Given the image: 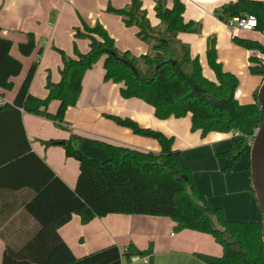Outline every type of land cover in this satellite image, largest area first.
<instances>
[{
  "label": "trees",
  "instance_id": "1",
  "mask_svg": "<svg viewBox=\"0 0 264 264\" xmlns=\"http://www.w3.org/2000/svg\"><path fill=\"white\" fill-rule=\"evenodd\" d=\"M154 1L160 19L156 27L141 8V0H129L122 8L106 7L119 15L126 26L137 27V37L148 44L144 54L136 56L127 50L120 51L102 24L83 23V30L78 28L75 35L89 38V48L84 53L76 51L75 57L62 54L60 81L47 83L46 97L38 98L29 92L35 72L33 63L12 103L4 104L0 114L16 112L20 124L22 109L61 126L66 109L77 101L84 72L105 55L104 79L121 82L122 97L139 98L152 105L154 115L160 119L189 114L191 129L202 135L229 133V148L217 153L226 160L224 172L231 171L243 154L249 158L251 141L263 115L256 101L259 86L252 93V101L240 103L235 98L239 79L218 61L214 37L207 39L206 59L215 79L205 77L198 58L190 56L189 45L177 38L178 32L198 33L199 24L184 21L181 0H172L171 6L165 0ZM247 13L256 15V30L263 31L264 0L230 1L218 10L223 21ZM232 39L244 48L259 51V57L249 55V71L263 78L264 40L237 35ZM11 45L10 40L0 38V88L5 90L12 88V77L22 69L21 62L10 54ZM34 46L30 37L27 43L19 44V50L29 55ZM52 100H58L59 104L54 113H49L47 105ZM108 117L135 134L157 140L160 150L154 153L94 140L108 155L107 159L98 160L86 156L70 139L43 141L46 146L62 144L65 155L77 161L78 175L74 188L70 189L30 149L24 133L23 149L5 156L0 163V190L25 189L27 194L25 202L0 203V237L5 243L1 264H43L63 242L59 227L74 214L87 223L109 213L167 216L176 222L178 230L188 228L211 234L223 253L219 257L200 255L206 264H264L261 221L229 220L220 207L212 206L200 195L190 171L179 162L180 150L173 148L172 136L141 127L128 117ZM20 208L30 215L34 230H16L14 214ZM152 254V245L139 249L129 244L123 252L126 258L147 257L145 264H154Z\"/></svg>",
  "mask_w": 264,
  "mask_h": 264
},
{
  "label": "crops",
  "instance_id": "2",
  "mask_svg": "<svg viewBox=\"0 0 264 264\" xmlns=\"http://www.w3.org/2000/svg\"><path fill=\"white\" fill-rule=\"evenodd\" d=\"M184 4V21L192 20L200 26L198 33L178 32L177 38L189 45L190 56L197 57L202 74L214 80V72L207 68L206 47L209 37L215 38L217 59L223 69L237 75L239 84L235 98L240 103L252 101L253 91L262 77L249 71L250 49L236 44L234 35L253 38L239 31L231 34L218 16L222 5L236 0H181ZM171 6L172 0H165ZM129 0H0V38L11 41L10 54L22 64L21 72L12 77L10 90L0 88V108L12 103L14 96L34 63L35 72L29 92L38 98L47 95V83L60 81L62 54L75 57L76 51L84 53L89 48V38L76 36L83 23L93 26L99 22L114 39L120 51L129 50L134 55L144 54L147 48L137 35L136 26H126L121 17L106 10L108 5L122 8ZM154 0H141V8L152 26H158ZM34 39V49L23 55L19 44ZM102 55L88 68L81 81V90L75 105L69 106L62 125L53 120L20 109V124L17 114L8 111L0 114V163L5 156L23 149L24 133L30 149L45 161L55 174L73 189L78 175V163L65 155L62 144L46 146L48 139L67 140L86 156L99 160L107 159V152L95 145L94 140H104L117 145L157 153V140L133 133L117 124L108 115L133 119L141 127L158 130L173 137L172 146L180 150L179 162L190 173L195 190L214 207L223 210L225 218L236 221L262 220V212L251 190L249 158L243 154L233 169L224 172L226 160L218 152L230 146V134L191 129L190 115L157 118L152 105L139 98H124L120 94L121 82L105 80ZM243 80L245 83H243ZM59 101L52 100L47 111L54 113ZM17 153V152H16ZM10 157L5 160L8 161ZM26 190H0V203L26 201ZM22 208V207H21ZM15 212L16 230L36 228L25 210ZM63 242L55 247L43 264H145L147 257L126 258L124 250L129 244L139 249L152 245L154 264H206L200 255L219 257L222 246L206 232L176 228V222L167 216L145 214L109 213L82 223L73 215L59 227ZM5 243L0 237V264Z\"/></svg>",
  "mask_w": 264,
  "mask_h": 264
},
{
  "label": "water",
  "instance_id": "3",
  "mask_svg": "<svg viewBox=\"0 0 264 264\" xmlns=\"http://www.w3.org/2000/svg\"><path fill=\"white\" fill-rule=\"evenodd\" d=\"M256 101L262 112V122L250 145L249 170L251 187L262 212V241L264 243V75L259 85Z\"/></svg>",
  "mask_w": 264,
  "mask_h": 264
},
{
  "label": "built area",
  "instance_id": "4",
  "mask_svg": "<svg viewBox=\"0 0 264 264\" xmlns=\"http://www.w3.org/2000/svg\"><path fill=\"white\" fill-rule=\"evenodd\" d=\"M224 23L231 34H234L239 30L254 31L256 30L257 27V17L252 13H247L242 16L229 17L224 21ZM261 33L264 37V30L261 31ZM250 54H255L258 57L260 56V53L257 50H250ZM0 103H1V99H0Z\"/></svg>",
  "mask_w": 264,
  "mask_h": 264
},
{
  "label": "rangeland",
  "instance_id": "5",
  "mask_svg": "<svg viewBox=\"0 0 264 264\" xmlns=\"http://www.w3.org/2000/svg\"><path fill=\"white\" fill-rule=\"evenodd\" d=\"M240 34H244V35H247V36H250V37H253V38H257V39H262L264 38L262 33L260 31H257V30H252V31H242L240 30L239 31ZM144 42V41H143ZM115 43V41H114ZM143 46H145L147 49H148V44L145 42V43H142ZM116 45V44H115ZM120 50V49H119ZM129 51V50H127ZM130 52V51H129ZM131 53V52H130ZM133 54V53H131ZM261 58V57H260ZM208 66V65H207ZM207 68H210L209 66ZM243 83H245V81L243 80ZM252 142V141H251ZM72 158V157H71ZM99 160V159H98ZM239 161V160H238Z\"/></svg>",
  "mask_w": 264,
  "mask_h": 264
}]
</instances>
